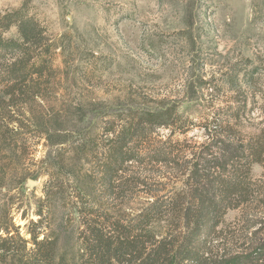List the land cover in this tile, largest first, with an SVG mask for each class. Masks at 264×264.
Wrapping results in <instances>:
<instances>
[{"label": "rangeland", "instance_id": "rangeland-1", "mask_svg": "<svg viewBox=\"0 0 264 264\" xmlns=\"http://www.w3.org/2000/svg\"><path fill=\"white\" fill-rule=\"evenodd\" d=\"M22 6L55 45L52 76L26 103L0 109V217L8 212L25 238L42 210L58 251L77 247L73 192L105 120L128 109L171 107L191 120L183 134H153L179 140L186 158L208 143L209 124L221 132L228 122L231 138L264 144V0H0V11ZM162 176L156 165H125L126 195L114 208L138 211L174 184ZM251 176L263 190L264 155ZM259 209L226 213L222 249L264 237Z\"/></svg>", "mask_w": 264, "mask_h": 264}, {"label": "trees", "instance_id": "trees-1", "mask_svg": "<svg viewBox=\"0 0 264 264\" xmlns=\"http://www.w3.org/2000/svg\"><path fill=\"white\" fill-rule=\"evenodd\" d=\"M11 29L15 35L6 36ZM54 50L44 27L23 6L0 11V109L26 103L41 80L52 76ZM191 124L171 107L128 109L106 119L89 174L73 192L77 247L59 252L57 237L43 234L49 213L36 210L25 238L7 212L0 217V264L262 263L264 237L251 234L246 249L224 250L221 227L229 210L254 203L264 218V198L258 197L264 189L251 176V166L262 162L264 144L231 138L228 122L221 132L214 128L219 124H209L208 143L186 158L171 135L185 133ZM158 128L171 135L156 138ZM133 162L156 165L174 184L138 211L122 214L114 207L126 195L123 169Z\"/></svg>", "mask_w": 264, "mask_h": 264}, {"label": "water", "instance_id": "water-1", "mask_svg": "<svg viewBox=\"0 0 264 264\" xmlns=\"http://www.w3.org/2000/svg\"><path fill=\"white\" fill-rule=\"evenodd\" d=\"M26 185L31 188L33 185H34V181L28 179L27 182H26Z\"/></svg>", "mask_w": 264, "mask_h": 264}]
</instances>
